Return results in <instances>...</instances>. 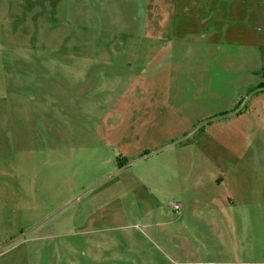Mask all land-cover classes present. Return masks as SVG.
Masks as SVG:
<instances>
[{
    "label": "rangeland",
    "instance_id": "374dc122",
    "mask_svg": "<svg viewBox=\"0 0 264 264\" xmlns=\"http://www.w3.org/2000/svg\"><path fill=\"white\" fill-rule=\"evenodd\" d=\"M15 236L0 264H264V0H0Z\"/></svg>",
    "mask_w": 264,
    "mask_h": 264
},
{
    "label": "flooded vegetation",
    "instance_id": "af4514ba",
    "mask_svg": "<svg viewBox=\"0 0 264 264\" xmlns=\"http://www.w3.org/2000/svg\"><path fill=\"white\" fill-rule=\"evenodd\" d=\"M19 238H20V237L15 236L14 238H11V239L7 240L6 242H4V243H2V244L0 245V249H3V248H5V247L9 246L10 244L14 243V242H15L16 240H18Z\"/></svg>",
    "mask_w": 264,
    "mask_h": 264
},
{
    "label": "water",
    "instance_id": "95a60500",
    "mask_svg": "<svg viewBox=\"0 0 264 264\" xmlns=\"http://www.w3.org/2000/svg\"><path fill=\"white\" fill-rule=\"evenodd\" d=\"M23 235H24V234H23ZM23 235H22V236H23Z\"/></svg>",
    "mask_w": 264,
    "mask_h": 264
}]
</instances>
